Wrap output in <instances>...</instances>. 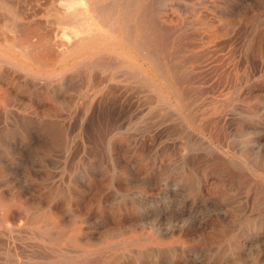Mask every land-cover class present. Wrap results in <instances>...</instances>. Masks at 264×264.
<instances>
[{
    "label": "rangeland",
    "instance_id": "1",
    "mask_svg": "<svg viewBox=\"0 0 264 264\" xmlns=\"http://www.w3.org/2000/svg\"><path fill=\"white\" fill-rule=\"evenodd\" d=\"M70 1L72 8L62 0H0V264H264V0H76L83 8ZM91 7L108 15L103 25L119 11L114 22L123 31L90 20L99 23L95 39L59 56L55 44H72L80 25L71 28L69 18ZM154 28L158 57L171 59L191 95L187 129L149 91L157 81L167 93L151 65ZM96 76L98 86L90 82ZM198 168L223 185L199 197Z\"/></svg>",
    "mask_w": 264,
    "mask_h": 264
},
{
    "label": "bare ground",
    "instance_id": "2",
    "mask_svg": "<svg viewBox=\"0 0 264 264\" xmlns=\"http://www.w3.org/2000/svg\"><path fill=\"white\" fill-rule=\"evenodd\" d=\"M62 1H64V2H60V3H62L63 4V8L66 6V7H68L67 5H71L70 7L72 8V1H68V2H65V0H62ZM67 1V0H66ZM79 1V0H78ZM78 1H76L75 0V3H78V4H81L80 5V7H82L83 8V2H78ZM83 1V0H82ZM136 1V0H135ZM172 1V0H171ZM174 1V0H173ZM180 1V0H179ZM129 2V1H128ZM156 2V1H155ZM59 3V4H60ZM64 3H67L66 5H64ZM75 3H73V5L75 4ZM153 3H154V0H153ZM152 3V4H153ZM160 3V2H159ZM77 4V5H78ZM90 4V3H89ZM88 4V5H89ZM133 4H135V3H133ZM132 4V5H133ZM2 5V4H1ZM87 5V6H88ZM154 5H155V3H154ZM164 5V4H163ZM5 6V5H4ZM11 6V5H10ZM60 7H61V4H60ZM80 7H79V9H80ZM89 7H90V5H89ZM102 7V6H101ZM133 7V6H132ZM152 7V6H151ZM62 8V7H61ZM63 8H62V10H63ZM75 8V7H74ZM77 8H78V6H77ZM96 8H99V7H96ZM96 8H93V7H91V9L89 10V15H85V13L84 14H78L77 16H71L70 18H69V25L71 26V28H72V26H73V24L74 23H77V22H80V25H79V28H77L76 26L75 27H73V37H74V42L72 43V44H70V42H69V44L68 43H66V42H64V40L63 41H60V43H58L57 45L55 44V47H54V50H56V52L58 53V55L59 56H65V55H68L71 51H72V49H74L77 45H80L81 43H84V42H86V41H89V40H93V39H95V35H96V33H97V27H99L98 26V24H95V23H92V22H90V20H97V21H99L100 22V24L99 25H101V27L102 28H104V26H108V30L110 31L111 30V32L112 33H118V34H121V32L123 31V26H121V25H117L114 21L117 19L116 17L118 16V18L120 17H122V14H120V12L119 11H117L116 13H115V17L114 18H112V20L110 21V23L107 25V23H106V25H103V23L102 22H104V21H107L106 20V17L108 16V15H106L105 13H103V11H101V10H99V9H96ZM104 8V7H103ZM102 8V9H103ZM113 8V7H112ZM112 8H111V10H112ZM131 7H130V5H129V8H128V13H129V9H130ZM179 8V7H178ZM67 9V8H66ZM86 9H88V8H86ZM14 10V9H13ZM62 10H60V11H62ZM78 10V9H77ZM83 10H85V9H83ZM83 10H82V13H83ZM180 10V9H179ZM65 11V10H64ZM115 11V10H114ZM123 11V10H122ZM112 12H113V10H112ZM146 12V11H145ZM191 12V11H190ZM67 13V12H66ZM114 13V12H113ZM124 13V12H123ZM128 13H127V16H128ZM148 13H149V11H148ZM147 13V16L149 15ZM61 14V13H60ZM110 14V13H109ZM112 14V13H111ZM64 15H65V13H64ZM63 15V16H64ZM69 15V14H68ZM61 16H62V14H61ZM111 16H113V15H111ZM146 17V16H145ZM146 19H147V17H146ZM152 19H154V18H152ZM151 19V20H152ZM102 22H101V21ZM156 20V19H155ZM67 21V20H66ZM96 21V22H97ZM153 21V20H152ZM159 21V20H158ZM162 21V20H161ZM160 21V22H161ZM57 22V21H56ZM65 22V21H64ZM169 22V21H168ZM63 23V22H62ZM61 23V24H62ZM154 23V22H153ZM156 23H158V22H156L155 21V25H156ZM163 23V22H162ZM170 23V22H169ZM177 23V22H176ZM175 23V24H176ZM47 24V23H46ZM57 24V23H56ZM60 24V23H59ZM60 24V25H61ZM68 24V23H67ZM104 24H105V22H104ZM149 24H151V23H149ZM158 24H160V23H158ZM157 24V25H158ZM52 25V24H51ZM143 25V24H142ZM155 25H152V26H154L155 27ZM171 25V24H170ZM13 26V25H12ZM21 26V25H20ZM126 26V25H125ZM130 26V25H129ZM150 26V25H149ZM159 26V25H158ZM5 27V26H4ZM64 27V26H63ZM66 27H68V25H66ZM65 27V28H66ZM175 26H173V28H174ZM11 28V27H10ZM13 29H14V26L12 27ZM8 29V30H12V32H14L13 31V29ZM75 28V29H74ZM109 28H111V29H109ZM128 28H130V27H128ZM6 29V28H5ZM21 29H22V26H21ZM24 29H25V27H24ZM64 29V28H63ZM144 29V28H143ZM140 30L139 31V34L141 35V37H143L144 39H146V36H145V34L147 33V31L144 33L143 31L144 30ZM171 29V28H170ZM175 29V28H174ZM201 29V28H200ZM220 29V28H219ZM66 30V29H65ZM167 30V29H166ZM177 30V29H176ZM3 31L5 32V30L3 29ZM30 31V30H29ZM32 31V30H31ZM42 31V30H41ZM40 31V32H41ZM72 31V30H71ZM131 31V30H130ZM26 32V31H25ZM39 32V33H40ZM69 32V31H68ZM68 32H65V36H67L66 34L68 33ZM167 32L169 33V31L167 30ZM166 32V33H167ZM3 33V32H2ZM34 33V32H33ZM42 34L44 33V32H41ZM70 33V32H69ZM69 33H68V37H69ZM71 33V34H72ZM154 43H153V53H154V56H153V58H151V65H153V67H154V70H156L157 71V75H158V81H162L163 82V84H164V86H165V89H166V92L167 93H163L161 90H160V88H159V83H157V81L153 84V86L151 87V89H149V91H155L156 93H157V100L159 101V102H161V104L163 103V104H165L167 107H169V108H171L172 110H173V113L175 114V116H176V118H178V120L180 121V123H181V125H182V127L184 126V127H186V129L188 128V126H189V124H188V121H187V119H186V116H187V113H188V111H187V107L189 106L188 105V101H189V96H191V95H189L188 93H187V91L184 89V86H183V80H181V79H179V78H177V76L175 75V73L172 71V66L170 67L169 66V61H171V59L170 60H167V59H162V58H159L158 56L159 55H157V52L159 51L158 50V45L160 44V33H159V30L157 29V28H154ZM165 33V34H166ZM172 34H174L175 33V30H174V32H171ZM170 33V34H171ZM35 34H36V32H35ZM63 34H62V36L61 37H63ZM161 34H163L162 32H161ZM164 34V35H165ZM169 34V35H170ZM198 34H199V31H198ZM163 35V36H164ZM180 35V34H179ZM187 35V34H186ZM196 35V34H195ZM202 35V34H201ZM16 36V35H15ZM37 35H35V37H36ZM48 36V35H47ZM50 36V35H49ZM52 36V35H51ZM56 36V35H55ZM55 36H52V37H55ZM64 36V37H65ZM130 36V35H129ZM145 36V37H144ZM149 36V35H148ZM153 36V35H152ZM151 36V34H150V37L151 38H153ZM162 36V35H161ZM167 38L169 37L167 34L165 35ZM189 36H191L192 37V35H189ZM189 36H187V37H189ZM198 36L199 35H197V38H198ZM212 36V35H211ZM217 36V35H216ZM22 37V36H21ZM25 37V36H24ZM73 37H71L72 39H73ZM170 37H171V35H170ZM169 37V38H170ZM172 37H173V35H172ZM180 37V36H179ZM186 37V38H187ZM212 37H214V36H212ZM28 38H31V37H29L28 36ZM28 38H27V41H29L28 40ZM51 38V37H50ZM50 38H49V40H50ZM56 38V37H55ZM71 38H70V40H71ZM130 38V37H129ZM164 39H166L165 37H163ZM182 38V37H181ZM179 39V40H182V39ZM40 39H42L41 37H40ZM68 39V38H67ZM194 39V38H193ZM211 39V38H210ZM26 40V38H24V41ZM43 40V39H42ZM48 40V39H47ZM59 40V39H58ZM61 40H62V38H61ZM131 40V39H130ZM143 40V39H142ZM153 40V39H152ZM152 40H150V41H152ZM163 40V39H162ZM167 40V39H166ZM214 40V39H213ZM55 41V40H54ZM72 41V40H71ZM127 41V40H126ZM137 41V40H136ZM165 41V40H164ZM169 41V40H168ZM8 42V41H7ZM11 42H12V40H11ZM20 42H21V40H20ZM37 42H39V40L37 41ZM41 42V41H40ZM44 42V41H43ZM59 42V41H58ZM97 42V41H96ZM128 42V41H127ZM146 42V41H145ZM147 42H149V41H147ZM33 43H35V42H33ZM50 43V42H49ZM48 43V44H49ZM55 43V42H54ZM138 43V42H137ZM162 43H164V42H162ZM195 43V42H194ZM10 44V43H9ZM14 44H16L15 42H14ZM43 44V43H42ZM124 44V43H123ZM136 44V43H135ZM167 44H168V46H169V44H170V42L168 43L167 42ZM166 44V45H167ZM196 44V43H195ZM18 45V44H17ZM38 46H39V44H37ZM51 45V44H50ZM53 45V44H52ZM114 45V44H113ZM119 45V44H118ZM124 45H126V44H124ZM139 46H140V44H138ZM137 45V46H138ZM174 45V44H173ZM183 45V44H182ZM182 45H180L181 47H182ZM43 46V45H42ZM54 46V45H53ZM86 46V45H85ZM89 46V45H88ZM136 46V47H137ZM138 46V47H139ZM179 46V45H178ZM179 46V47H180ZM27 47H28V45H27ZM33 47V46H32ZM50 47V46H49ZM94 47V46H93ZM118 47V46H117ZM120 47H122V46H120ZM125 47V46H124ZM164 47H165V45H164ZM170 47V46H169ZM187 47V46H186ZM196 47V46H195ZM18 48V47H17ZM22 48V47H21ZM36 48H37V46H36ZM96 48V47H95ZM126 48V47H125ZM140 48V47H139ZM138 48V49H139ZM147 48V47H146ZM166 48H167V46H166ZM166 48H165V50H166ZM185 48V47H184ZM194 48V47H193ZM20 49V48H19ZM23 49V48H22ZM30 49H31V47H30ZM41 49V48H40ZM47 49H50V48H47ZM87 49V48H86ZM111 49V48H110ZM113 49V48H112ZM134 49V48H133ZM169 48H167V50H168ZM178 49V48H177ZM181 50H179L180 51V53H181V51H184L185 49H183L182 50V48H180ZM188 49H190V48H188ZM195 49V48H194ZM43 50V49H42ZM42 50H41V52H42ZM106 50V49H105ZM134 50H136V48L134 49ZM173 50V49H172ZM44 52L46 51L45 49L43 50ZM97 51H98V49H97ZM108 51V50H107ZM128 51V50H127ZM132 51V50H131ZM144 51H146V49L144 50ZM150 51V50H149ZM39 52H40V50H39ZM104 52H106V51H104ZM114 52H115V50H114ZM137 52V51H136ZM139 52V51H138ZM32 53V52H31ZM55 53V52H54ZM86 53H88V52H85V55H86ZM119 53V52H118ZM177 53H178V51H177ZM183 53V52H182ZM200 53V52H199ZM39 54H41V53H39ZM43 54V53H42ZM130 54V53H129ZM140 54V53H139ZM149 54H151V52H149ZM161 54V53H160ZM170 54V53H169ZM47 55H48V53H47ZM88 55V54H87ZM122 55V54H121ZM120 54H119V56H121ZM131 55V54H130ZM163 55V54H162ZM37 56H39V55H37ZM45 56V55H44ZM55 56H56V54H55ZM55 56H54V58H55ZM84 56V55H83ZM124 56V55H123ZM132 56V55H131ZM130 56V57H131ZM140 56V55H139ZM138 56V57H139ZM203 56H205V55H203ZM32 57V56H31ZM40 57V56H39ZM38 57V58H39ZM52 57V56H51ZM86 57V56H85ZM124 57H126V56H124ZM132 57H134V56H132ZM136 57V56H135ZM182 57V56H181ZM190 56L188 55V58H189ZM48 58V57H47ZM46 58V59H47ZM54 58H53V60H54ZM67 58V57H66ZM104 58H106V57H103V59ZM128 58V57H127ZM137 58V57H136ZM144 58V57H143ZM201 58H203V57H201ZM211 58V57H210ZM4 59V58H3ZM41 59H43L42 58V56H41ZM74 59V58H73ZM77 59H79V58H77ZM76 59V60H77ZM92 59V58H91ZM91 59H90V61H91ZM101 58H96V59H94L93 61V65H96L97 64V61L98 60H100ZM107 59V58H106ZM126 59V58H125ZM133 59V58H132ZM193 59H195V58H192V59H189L188 61H186V62H190L191 60H193ZM30 60H32V58L30 59ZM52 60V61H53ZM72 60V59H71ZM75 60V61H76ZM102 60V59H101ZM105 60V59H104ZM104 60H103V62H104ZM127 60H129V59H127ZM143 60V59H142ZM148 60H150V59H148ZM174 60V59H173ZM34 61V60H33ZM83 61V60H82ZM90 61H88L87 63H89ZM106 61V60H105ZM109 61H113V60H109ZM134 61V60H133ZM204 61H206V60H204ZM37 62H39V61H37ZM84 62V61H83ZM83 62L81 63V64H83ZM100 62V61H99ZM99 62H98V65L97 66H99ZM103 62H101V63H103ZM129 62H132L131 60H129ZM142 62V61H141ZM144 62V61H143ZM185 61L183 62V63H186ZM1 64H2V62H0ZM47 63H48V61H47ZM109 63V62H108ZM135 63V62H134ZM140 63V62H139ZM148 63V62H147ZM183 63H181L182 65H183ZM17 64V63H16ZM49 64V63H48ZM74 64V63H73ZM72 64V65H73ZM78 64H79V62H78ZM78 64H75L76 66L78 65ZM80 64V65H81ZM106 64V63H105ZM110 64V63H109ZM129 64V63H128ZM133 64V63H132ZM136 64H138V63H136ZM136 64H134V65H136ZM187 64V63H186ZM9 65H11V64H9ZM60 65V64H59ZM92 65V66H93ZM145 65H146V63H145ZM12 66H13V64H12ZM19 66V65H18ZM40 66V65H39ZM70 66H71V64H70ZM70 66H69V68H70ZM75 66V67H76ZM100 66H102V64L100 65ZM105 66H107V65H105ZM111 65H109V67H110ZM141 66V65H140ZM184 66V65H183ZM183 66H181V67H183ZM192 66V65H191ZM196 66V65H195ZM2 67V66H1ZM14 67V66H13ZM15 67H17V66H15ZM46 67V66H45ZM44 67V68H45ZM48 67V66H47ZM80 67L81 66H79V69H80ZM85 67V66H84ZM95 67V66H94ZM108 67V66H107ZM149 67V66H148ZM10 68V67H9ZM20 68V67H19ZM82 68V67H81ZM96 68V67H95ZM102 68V67H101ZM104 68V67H103ZM135 70L137 71V69H138V67H136L135 66ZM139 68H141V67H139ZM152 68V67H151ZM75 69H77V67L75 68ZM82 69H84V68H82ZM88 69V68H87ZM106 69V68H105ZM174 69V68H173ZM195 69V68H194ZM197 69H199V68H197ZM18 70V69H17ZM21 70V69H20ZM26 70V69H25ZM69 70V69H68ZM67 70V71H68ZM94 70H96V72H98V70H97V68L96 69H93L92 71L93 72H95ZM140 70V69H139ZM138 70V71H139ZM151 70V69H150ZM77 71V70H76ZM106 71V70H105ZM105 71H103V72H105ZM141 72H142V70H140ZM206 71V70H205ZM25 72V71H24ZM77 72H79V70L77 71ZM81 72V71H80ZM102 72V71H101ZM145 72V71H144ZM176 72V71H175ZM209 72V71H208ZM215 72V71H214ZM30 73V72H29ZM54 73V72H53ZM73 73H74V71H73ZM82 73V72H81ZM92 73V72H91ZM99 73V72H98ZM108 73V72H107ZM106 73V74H107ZM125 73H127V71L125 72ZM137 73V72H136ZM149 73V72H148ZM147 72H146V75H145V77L147 76V74H148ZM219 73V72H218ZM221 73V72H220ZM31 74V73H30ZM33 74V73H32ZM37 74V73H36ZM44 74V73H43ZM76 74V73H75ZM83 74V73H82ZM106 74H105V76H106ZM123 74V73H122ZM150 74L151 73H149V76H150ZM154 74V73H153ZM22 75V74H21ZM34 75V74H33ZM49 75H51V73H49ZM48 75V76H49ZM57 75V74H56ZM56 75H53V76H56ZM96 75V74H95ZM119 75V74H118ZM143 75V76H144ZM152 75V74H151ZM203 75V74H202ZM207 75V74H206ZM36 76H38V75H36ZM45 76H47V74H45ZM48 76H47V78H48ZM52 76V75H51ZM78 76V75H77ZM76 76V77H77ZM104 76V75H103ZM116 76V75H115ZM123 76H124V74H123ZM142 76V75H141ZM142 76V77H143ZM201 76V75H200ZM205 76V75H204ZM220 76V75H219ZM218 76V77H219ZM224 76H225V74H224ZM16 77V76H15ZM27 77V76H26ZM38 77H40V76H38ZM57 77H59V76H57ZM56 77V79H59V78H57ZM81 77V76H80ZM79 77V78H80ZM99 78V76H96V79H95V81H91L90 80V82H99V80H98V78ZM101 77V76H100ZM152 77H153V75H152ZM151 77V78H152ZM155 77H156V75H155ZM212 77H214V76H212ZM221 77V76H220ZM37 78V77H36ZM41 78V77H40ZM43 78H46V77H43ZM42 78V79H43ZM82 78V77H81ZM85 78V77H84ZM84 78H82L83 79V81L85 80ZM119 78V77H118ZM127 78V77H126ZM182 78V77H181ZM194 78V77H193ZM229 78V77H228ZM30 79V78H29ZM33 79V78H32ZM39 79V78H38ZM67 79H69V78H67ZM71 79V78H70ZM101 79H103V78H101ZM100 79V80H101ZM105 79V78H104ZM148 79V78H147ZM150 79V78H149ZM153 79V78H152ZM80 80V79H79ZM88 79H86V81H87ZM98 80V81H97ZM117 80V79H116ZM120 80V79H119ZM123 80V79H122ZM121 80V81H122ZM146 80V79H145ZM191 80V79H190ZM193 80V79H192ZM198 80V79H197ZM219 80H221V79H219ZM218 80V81H219ZM222 80H224V78L222 79ZM34 81H36V80H34ZM40 81V80H39ZM47 81V80H46ZM65 81H66V79H65ZM70 81V80H69ZM72 81V80H71ZM81 81V80H80ZM128 81H129V78H128ZM147 81V80H146ZM186 81V80H185ZM184 81V82H185ZM229 81V80H228ZM49 82V81H48ZM101 82V81H100ZM100 82L99 83H97V86L100 84ZM187 82V81H186ZM189 82V81H188ZM231 82V81H230ZM147 83H148V81H147ZM200 83V82H199ZM40 84V83H39ZM81 84H83V83H81ZM85 84V83H84ZM94 84V83H93ZM93 84L91 85L92 87H93ZM106 84V83H105ZM148 84H150V81H149V83ZM162 84V85H163ZM188 84V83H187ZM223 84V83H222ZM221 84V85H222ZM227 84H228V82H227ZM37 85H38V83H37ZM96 85V84H95ZM94 85V86H95ZM151 85V84H150ZM85 86V85H84ZM161 86V85H160ZM212 86H214V85H212ZM219 86V85H218ZM89 87V86H88ZM211 87V86H210ZM221 87V86H220ZM233 87V86H232ZM238 87V86H237ZM83 88V87H82ZM90 88V87H89ZM89 88H87V89H89ZM231 88V87H230ZM235 88V87H234ZM234 88H233V90H234ZM113 89V88H112ZM117 89H118V87H117ZM137 89V88H136ZM135 89V90H136ZM139 89V88H138ZM163 89V88H162ZM187 89V88H186ZM192 89V88H191ZM196 89V88H195ZM204 89H206V88H204ZM217 89V88H216ZM215 89V90H216ZM223 89V88H222ZM232 89V88H231ZM140 90V89H139ZM209 90H211L210 88H209ZM218 90V89H217ZM216 90V91H217ZM113 91V90H112ZM117 91V90H116ZM165 91V90H164ZM190 91V90H189ZM193 91V90H192ZM191 91V92H192ZM199 91V90H198ZM203 91V90H202ZM224 91V90H223ZM222 91V92H223ZM92 91H90V93H91ZM126 92V91H125ZM136 92H138V90L136 91ZM204 92V91H203ZM212 92V91H211ZM140 93H142V91L140 92ZM139 92H138V94H140ZM145 93V92H144ZM207 93V92H206ZM218 93V92H217ZM47 94V93H46ZM116 94V93H115ZM143 94V93H142ZM197 94V93H196ZM215 94V93H214ZM87 95H88V93H87ZM152 95V94H151ZM219 95V94H218ZM217 95V96H218ZM45 96V95H44ZM46 96H48V95H46ZM244 96V95H243ZM246 96V95H245ZM35 97H36V95H35ZM42 97V96H41ZM49 97V96H48ZM142 97H144V96H142ZM148 95H147V97H146V99H147V101H149L148 100ZM151 97V96H150ZM152 97H153V95H152ZM202 97V96H201ZM216 97V96H215ZM37 98H39L38 96H37ZM110 98V97H109ZM154 98H156V97H154ZM200 98V97H199ZM209 98V97H208ZM218 98V97H217ZM145 99V98H144ZM228 99H230L229 97H228ZM227 99V100H228ZM239 98H237V100H238ZM87 100V99H86ZM154 100V99H153ZM156 100V101H157ZM205 100V99H204ZM145 102V104L147 103L146 101H144ZM217 102V101H216ZM157 103V102H156ZM207 103V102H206ZM113 104V103H112ZM144 104V105H145ZM154 104V103H153ZM158 104H160V103H158ZM147 105V104H146ZM150 105H152L151 104V101H150ZM149 105V106H150ZM216 105V104H215ZM100 106V105H99ZM161 106V105H160ZM257 106V105H256ZM79 107V106H78ZM93 107V106H92ZM95 107V106H94ZM163 107V106H162ZM200 107V106H199ZM151 107H149V109H150ZM153 108V107H152ZM156 108V107H155ZM161 108V107H160ZM52 109V108H51ZM51 109H50V111L49 112H51ZM95 109V108H94ZM164 109H166V107L164 108ZM47 110V109H46ZM52 110H55V109H52ZM61 110V109H60ZM79 110V109H78ZM168 110V109H167ZM166 110V111H167ZM217 110V109H216ZM255 110V109H254ZM62 111V110H61ZM95 111V110H94ZM93 111V112H94ZM223 111V110H222ZM56 112H57V108H56ZM56 112H55V114L54 115H56ZM184 112H186V115L184 114ZM192 112V111H191ZM166 113V112H165ZM59 114H61V113H59L58 112V114H57V116L59 115ZM150 114V113H149ZM154 114V113H153ZM156 114V113H155ZM204 114V113H203ZM113 115V114H112ZM116 115V114H115ZM123 115V114H122ZM159 115V114H158ZM164 115V114H163ZM170 116H171V114H169ZM168 115V116H169ZM202 115V114H201ZM219 115V114H218ZM225 115V114H224ZM52 116H53V114H52ZM60 116V115H59ZM111 116V115H110ZM114 116V115H113ZM112 116V117H113ZM154 116V115H153ZM174 116V115H173ZM258 116V115H257ZM115 117V116H114ZM156 117V116H155ZM223 117V116H222ZM222 117L220 118L221 120H222ZM88 118V117H87ZM111 118V117H110ZM119 118V117H118ZM175 118V117H174ZM47 119V118H46ZM152 119V118H151ZM169 119V118H168ZM213 119H215V118H213ZM217 119V118H216ZM167 120V119H166ZM171 120V119H170ZM169 120V122H171ZM174 120V119H173ZM176 120V119H175ZM99 121V120H98ZM101 121V120H100ZM177 121V120H176ZM220 121V120H219ZM222 121H224V120H222ZM95 122V121H94ZM108 122H109V120H108ZM158 122V121H157ZM164 122H165V120H164ZM173 122V121H172ZM195 122V121H194ZM205 122V121H204ZM161 123H162V121H161ZM190 123V122H189ZM203 123V122H202ZM157 124V123H156ZM163 124V123H162ZM191 124V123H190ZM170 125H173V124H170ZM174 125H175V123H174ZM178 125H179V122H178ZM180 125V126H181ZM188 125V126H187ZM194 126H195V131L197 130L198 131V134L199 133H202L203 132V130H204V128L202 127V125L199 123V122H195L194 124H193ZM205 125H207V124H205ZM204 125V126H205ZM212 125V124H211ZM244 126L245 125H243V128H244ZM212 127H214L213 125H212ZM246 127V126H245ZM96 128V127H95ZM175 128V127H174ZM173 128V129H174ZM206 128V127H205ZM242 128V129H243ZM185 129V130H186ZM207 129V128H206ZM179 129H177V131H178ZM180 131V130H179ZM178 131V132H179ZM191 131V130H190ZM196 131V132H197ZM212 131H213V129H212ZM169 132V131H168ZM176 132V131H175ZM178 132H176V133H178ZM189 132V131H188ZM193 132V131H192ZM192 132H190V133H192ZM215 132H217V131H215ZM204 133V132H203ZM202 133V134H203ZM189 134V133H188ZM200 135V136H203V135ZM210 134V133H209ZM212 134V133H211ZM179 135H181L180 133H179ZM178 135V136H179ZM193 135V134H192ZM227 135H229V134H227ZM188 136V135H187ZM197 136V135H196ZM184 137V136H183ZM189 137V136H188ZM119 138V137H118ZM117 138V139H118ZM192 138V137H191ZM201 138V137H200ZM223 138V137H222ZM120 139V138H119ZM196 139L197 140H200V139H198V137H196ZM216 139V137L214 138V140ZM220 139V138H219ZM228 139V138H227ZM181 140H184L183 138L181 139ZM207 140V139H206ZM210 141V140H209ZM228 141V140H227ZM184 142V141H183ZM200 142H201V140H200ZM215 142H216V140H215ZM178 143V142H177ZM203 143V142H202ZM201 143V144H202ZM224 143V142H223ZM110 144H111V142H110ZM117 144V143H116ZM206 144V143H205ZM231 144V143H230ZM245 144H246V142H245ZM249 144V143H248ZM193 145V144H192ZM192 145H190V147L192 146ZM216 145V144H215ZM214 145V146H215ZM221 145V144H220ZM223 145V144H222ZM247 145V144H246ZM196 146L197 147H199V146H201V148H202V145H197L196 144ZM195 146V147H196ZM230 146V145H229ZM196 147V148H197ZM212 147V146H211ZM218 147V146H217ZM222 147H224V146H222ZM169 148V147H168ZM182 149H183V146L181 147ZM186 148H187V146H186ZM185 148V149H186ZM205 148H207V147H205ZM209 148V147H208ZM214 148V147H213ZM235 148V147H234ZM214 149H216V148H214ZM190 150H192L191 148H190ZM188 151V152H191V151ZM195 150V149H194ZM193 150V151H194ZM206 150V149H205ZM208 150V149H207ZM230 150V149H229ZM244 150V149H243ZM248 150V149H247ZM253 150V149H252ZM255 150H257V149H255ZM164 151V150H163ZM196 151H197V149H196ZM212 151V150H211ZM241 151V150H240ZM180 152V151H179ZM202 152V151H201ZM233 152V151H232ZM258 152V151H257ZM144 153H145V151H144ZM161 153V152H160ZM184 153H185V150H184ZM193 153V152H192ZM202 153H204V151L202 152ZM207 153V152H206ZM209 153V152H208ZM211 153V152H210ZM237 153V152H236ZM242 153V152H241ZM260 153V152H259ZM213 154V153H212ZM214 154H215V152H214ZM220 154V153H219ZM225 154V153H224ZM238 154H239V152H238ZM237 154V155H238ZM257 154V153H256ZM161 155V154H160ZM187 155V154H186ZM200 155V154H199ZM207 155V154H206ZM231 155V154H230ZM244 154H242V156H243ZM247 155V154H246ZM249 155V154H248ZM198 156V155H197ZM208 156V155H207ZM239 156V155H238ZM264 156V155H263ZM263 156H261V157H263ZM209 157V156H208ZM230 157V156H229ZM234 157V156H233ZM240 157V156H239ZM245 157V156H244ZM256 157H257V155H256ZM255 157V158H256ZM209 158H212V157H209ZM219 158V157H218ZM231 158V157H230ZM248 158V157H247ZM253 158H254V156H253ZM213 159V158H212ZM222 159V158H221ZM224 159V158H223ZM238 159V158H237ZM236 159V160H237ZM264 159V158H263ZM226 160V159H225ZM232 160H234V158L232 159ZM242 160V159H241ZM256 160V159H255ZM254 160V161H255ZM260 161H261V159H259ZM206 161V160H205ZM212 161V160H211ZM235 161V160H234ZM256 161H258V160H256ZM191 162V161H190ZM195 162H199V161H195ZM209 162V161H208ZM207 162V163H208ZM227 162V161H226ZM259 162V161H258ZM258 162H257V164H258ZM189 163V162H188ZM199 163H201V162H199ZM199 163H197V164H199ZM203 163V162H202ZM217 163V162H216ZM230 163V162H229ZM241 163V162H240ZM252 163H254V162H252ZM209 164V163H208ZM218 165H219V163H217ZM243 164L245 165V163L243 162ZM255 164V163H254ZM262 165H263V163H261ZM183 165V164H182ZM181 165V166H182ZM186 165H188V164H186ZM190 165V164H189ZM192 165H194V163L192 164ZM191 165V166H192ZM226 165V164H225ZM190 166V167H191ZM196 166V165H195ZM200 166V165H199ZM258 166H259V164H258ZM183 167H185L184 165H183ZM189 167V166H188ZM187 167V168H188ZM193 167V166H192ZM198 167V166H197ZM196 167V168H197ZM208 167V166H207ZM239 167V166H238ZM246 167H247V165H246ZM181 168V167H180ZM212 168H213V166H212ZM229 168V167H228ZM236 168V167H235ZM259 168V167H258ZM257 168V170H259ZM185 169V168H184ZM193 169H195V168H193ZM192 169V170H193ZM217 169V168H216ZM219 169V168H218ZM249 169H250V167H249ZM247 170H248V168H247ZM251 170V169H250ZM262 170V169H261ZM264 170V169H263ZM262 170V171H263ZM188 171V170H187ZM186 171V172H187ZM217 171V170H216ZM222 171V170H221ZM236 171V170H235ZM252 171V170H251ZM251 171H249L250 173H248V174H251ZM262 171H261V173H262ZM191 172H193V171H191ZM203 172H205V171H203ZM209 172V171H208ZM207 172V173H208ZM224 172V171H223ZM248 172V171H247ZM196 173V175H197V182H196V189L195 190H197V192H198V195H200L199 197H201V194H203L202 192H204V191H208L209 189H210V191H208V193L210 194V192H211V189L212 188H215V187H217V185H218V182H220L219 180L220 179H218L219 177H215V176H213L210 180H209V178L207 177V176H205V175H203L204 173H202L201 172V169L200 168H198L197 169V171L195 172ZM194 173V174H195ZM213 173V172H212ZM217 173H218V171H217ZM257 173V172H256ZM255 173V174H256ZM264 173V172H263ZM183 174V173H182ZM189 174V173H188ZM188 174H184L183 176H180V177H182L181 179H182V181H184V183H186V185H188L189 187H191V185H190V183H191V177H189L188 176ZM253 174V173H252ZM255 174H253V176H255ZM258 174V173H257ZM260 174V173H259ZM258 174V175H259ZM190 175V174H189ZM218 175V174H217ZM219 175H220V173H219ZM222 175H224V174H222ZM226 175V174H225ZM252 176V175H251ZM252 176V177H253ZM179 177V178H180ZM231 177V176H230ZM229 177V178H230ZM259 177V176H258ZM175 178V177H174ZM177 178V177H176ZM178 178V179H179ZM221 178V177H220ZM234 178V177H233ZM248 178H250V177H248ZM255 178H256V176H255ZM259 178H261V177H259ZM177 179V180H178ZM226 179V178H225ZM246 179V178H245ZM262 179V178H261ZM222 180V179H221ZM231 180V179H230ZM256 180V179H255ZM264 180V179H263ZM242 181V180H241ZM246 181V180H245ZM244 181V182H245ZM195 182V181H194ZM228 182V181H227ZM243 182V181H242ZM252 182V181H251ZM256 182V181H255ZM257 182H258V179H257ZM193 183V182H192ZM233 183V182H232ZM239 183V182H238ZM261 183V182H260ZM263 183V182H262ZM220 184V186H222L223 184L220 182L219 183ZM234 185V184H233ZM238 185V184H237ZM254 185V184H253ZM253 185H251V186H253ZM176 186H177V184H176ZM193 186H195V184H193ZM246 186H247V184H246ZM235 187H236V185H235ZM243 187H245V186H243ZM262 187H263V185H262ZM179 188V187H178ZM223 188V187H222ZM227 189H228V187H226ZM225 187H224V189H226ZM233 188H234V186H233ZM239 188V187H238ZM246 188V187H245ZM258 188V187H257ZM260 188H261V186H260ZM264 188V187H263ZM194 189V188H193ZM226 189V190H227ZM244 189V188H243ZM250 189V188H249ZM248 189V190H249ZM252 189H253V187H252ZM216 190V189H215ZM230 190V189H229ZM264 190V189H263ZM212 191H214V190H212ZM220 191V190H219ZM219 191H217V192H219ZM223 191V190H222ZM231 191V190H230ZM243 191V190H242ZM260 191H262V190H260ZM191 192V191H190ZM189 192V193H190ZM196 192V191H195ZM248 192V191H247ZM247 192H245L244 191V193L243 194H245V193H247ZM193 193V192H192ZM215 193H216V191H215ZM257 193V192H256ZM206 194H207V192H206ZM220 194V193H219ZM218 194V195H219ZM227 194H229V193H227ZM194 195V194H193ZM197 195V194H196ZM195 195V196H196ZM222 195H225V193L224 194H221V196ZM248 195V194H247ZM187 196V195H186ZM208 196H210V195H208ZM214 196H215V194H214ZM254 196V195H253ZM206 197V196H205ZM245 197H246V195H245ZM249 197V196H248ZM251 197V196H250ZM257 197H259V196H257ZM203 198V197H202ZM211 198H212V196H211ZM214 198V197H213ZM260 198V197H259ZM256 199V198H255ZM203 200V199H202ZM214 200V199H213ZM246 201H247V199H245ZM244 200V201H245ZM250 200V199H249ZM248 200V201H249ZM253 200V199H252ZM251 200V201H252ZM182 201V200H181ZM198 201V200H197ZM247 201V202H248ZM258 201V200H257ZM263 201V200H262ZM207 202V201H206ZM258 202H260V200L258 201ZM249 203V202H248ZM251 203V202H250ZM250 203H249V205H250ZM257 202H255V204H256ZM262 203V202H261ZM245 205V204H244ZM260 205V204H259ZM248 206V205H247ZM198 207V206H197ZM200 208V207H199ZM256 208V207H255ZM258 208V207H257ZM189 210V209H188ZM257 211V210H256ZM260 211V210H259ZM187 212H189V211H187ZM200 212V211H199ZM261 212V211H260ZM197 213V212H196ZM255 213V212H254ZM252 215H254V214H252ZM259 215V214H258ZM226 221V220H225ZM254 226V225H253ZM258 227V226H257ZM262 227V226H261ZM256 228V227H255ZM259 229V228H258ZM264 229V228H263ZM256 235V234H255ZM235 239V238H234ZM238 239V238H237ZM246 239V238H245ZM254 239V238H253ZM57 240V239H56ZM59 240V239H58ZM155 240V239H154ZM230 241V240H229ZM233 241V240H232ZM258 241V240H257ZM54 243V242H53ZM57 243V242H56ZM259 243V242H258ZM261 244V243H260ZM233 245H234V243H233ZM248 245V244H247ZM237 246V245H236ZM239 246V245H238ZM249 246V245H248ZM250 246H252V245H250ZM238 248H240V247H238ZM79 253H81V252H79ZM89 253V252H88ZM75 254V253H74ZM35 254H33V256H34ZM71 255V254H70ZM80 256V255H79ZM89 255H87V257H88ZM47 257H49V255L47 256ZM57 257H59V255L57 256ZM56 257V258H57ZM52 258V257H51ZM49 260V259H48ZM69 261V260H68ZM76 262V261H75ZM56 263V262H55ZM54 263V264H55ZM90 263V262H89ZM105 264H106V261L104 262ZM58 264V263H57ZM63 264V263H62ZM102 264V263H101Z\"/></svg>",
    "mask_w": 264,
    "mask_h": 264
}]
</instances>
